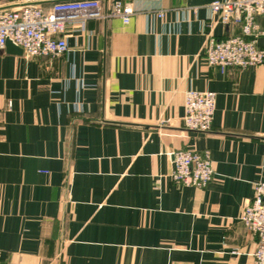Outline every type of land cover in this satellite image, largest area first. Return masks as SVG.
I'll use <instances>...</instances> for the list:
<instances>
[{"label": "crops", "instance_id": "1", "mask_svg": "<svg viewBox=\"0 0 264 264\" xmlns=\"http://www.w3.org/2000/svg\"><path fill=\"white\" fill-rule=\"evenodd\" d=\"M99 1L135 14L68 25L59 58L0 52V264H252L239 217L264 180V63L207 66V38L238 34L207 19L225 0ZM187 90L215 93L208 132L184 128ZM178 150L209 152L205 188L172 182Z\"/></svg>", "mask_w": 264, "mask_h": 264}, {"label": "built area", "instance_id": "2", "mask_svg": "<svg viewBox=\"0 0 264 264\" xmlns=\"http://www.w3.org/2000/svg\"><path fill=\"white\" fill-rule=\"evenodd\" d=\"M205 10L209 23L217 22L238 29L234 36L207 38L202 55L208 67L223 72L227 68L244 70L264 63V50L257 46L262 31L255 21L257 17H264V0L213 1L205 6ZM134 14L128 3L114 1L111 8L105 10L99 0L56 1L48 11L39 6L0 10V52L9 40L21 48L27 58H59L67 52L62 34L68 25H79L85 30L88 21L108 18H118L128 24ZM156 16L162 18L163 13L157 12ZM183 96L184 128L208 132L215 110V93L187 90ZM262 143L264 151V137ZM169 156L172 163L170 178L174 184L203 189L212 180L213 169L207 150L201 153L178 150ZM239 219L255 239L252 264H264V180L255 185L254 194L244 203Z\"/></svg>", "mask_w": 264, "mask_h": 264}, {"label": "water", "instance_id": "3", "mask_svg": "<svg viewBox=\"0 0 264 264\" xmlns=\"http://www.w3.org/2000/svg\"><path fill=\"white\" fill-rule=\"evenodd\" d=\"M105 9V6H104ZM5 51L12 55H23L22 49L13 45L9 40L6 42ZM106 122V121H105ZM112 125H122L123 123L108 122Z\"/></svg>", "mask_w": 264, "mask_h": 264}]
</instances>
